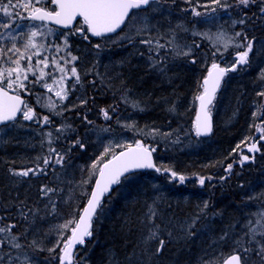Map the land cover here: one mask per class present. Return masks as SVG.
Listing matches in <instances>:
<instances>
[{"label": "trees", "instance_id": "1", "mask_svg": "<svg viewBox=\"0 0 264 264\" xmlns=\"http://www.w3.org/2000/svg\"><path fill=\"white\" fill-rule=\"evenodd\" d=\"M161 2L166 13L153 16L152 5L135 12L116 39L127 32L132 20L141 19L142 24L144 17L150 29L145 37L133 34L130 42L111 46V50L104 47L100 61L94 51L99 42L87 44L76 34L58 31L54 38L41 42L51 49L49 59L57 57L61 63L65 59L72 62L81 82L70 89L60 118H53L51 144L48 141L45 146L43 139L35 138V131H42L22 117L0 131V227L16 225L11 233L22 235L18 242L37 253L35 257L28 254L29 260L59 263L56 252L50 253V257L46 253L61 234L70 235L60 226L72 217L78 218L84 209L98 173L97 170L90 175L94 171L92 164L104 152L106 140L135 132L144 133L139 139L155 148L158 167L190 178L181 184L161 171L160 174L138 173L122 180L104 202L94 224L93 238L84 248L77 249L83 255V264H222L234 249L241 250L239 245L249 244V234L239 228L235 230L234 226L239 221L249 222L264 208V200L260 198L264 191L255 197L249 191L250 185L264 176L260 169L264 171V154L256 158L255 165L242 168L237 164L231 173L226 167L238 163V151L258 133V123L252 121L251 113L256 95V102L260 103L258 93L264 92V88L260 89L264 84V12H261L264 0H256L247 8L238 5L236 0H227L231 6L225 8L226 13L234 21L243 19L244 23L234 29L224 25L230 31L242 32L241 42L244 35L253 40L254 52L250 66L230 74L218 95L213 107L214 132L208 139H198L191 131L198 106L196 97L202 91L206 75V65L201 66L199 54L210 64L214 51L202 43L200 36L193 34L196 24L191 11L195 8L202 12L205 6L215 4L212 0ZM44 7L51 10L54 5L47 3ZM15 40H6L5 50L13 43L16 45ZM147 40L153 43L141 42ZM157 41L164 47L157 48ZM183 46L192 47L198 60L195 57L183 60ZM57 47L62 51L57 52ZM69 52L78 59L71 61ZM234 54L235 51L228 52L224 62L231 64ZM29 87L37 95L40 93L35 84ZM125 97L138 103L143 111L125 103ZM27 99L29 105L30 99ZM34 108L39 115V108ZM101 109L107 110L112 119L106 120ZM64 119L68 123L62 125ZM133 123L132 129L123 126ZM57 128L62 131L57 132ZM100 128L110 132L105 140L97 139L92 133ZM152 130L157 131L153 134ZM77 140L83 148L79 144L73 147ZM50 147L64 155L63 166L55 164L56 154L49 152ZM126 148H118L114 153ZM112 154L100 161L98 167ZM49 156L52 163L45 166L43 158ZM37 165L47 174L41 173ZM27 169L36 170V174L13 175ZM39 174L43 176L40 178ZM200 178L205 179L204 185L199 183ZM47 188L55 191L47 192ZM235 189L240 194L234 193L231 199L222 200L226 191L235 192ZM205 202L207 208H204ZM154 225L158 226L155 230L159 239L165 241L159 255L155 254L159 240H146ZM2 235L9 237L8 233ZM2 251L0 247V255ZM51 259L53 263L48 261ZM6 261L4 256L0 264H8Z\"/></svg>", "mask_w": 264, "mask_h": 264}, {"label": "snow or ice", "instance_id": "2", "mask_svg": "<svg viewBox=\"0 0 264 264\" xmlns=\"http://www.w3.org/2000/svg\"><path fill=\"white\" fill-rule=\"evenodd\" d=\"M212 2L222 8L231 6L227 3V0H223V2L222 0H212ZM255 2L256 0H236L238 5H242L245 8L249 7L250 4ZM47 3L55 5V8L49 10L47 7L42 6L44 4V0H7V2H5V0H0V13H2L3 16V18H0V28L9 29L13 28V25H15L16 29L24 27L20 23H17L14 17H18L20 20L27 19L42 23L51 22L57 25H62L64 28H69L72 26L73 22L79 23L77 20L79 17L82 19L83 23L76 29V31L80 32L85 40H88L89 37L87 33H90L92 36L96 37H103L109 33H115L117 29H120L122 25H125V22L129 19V14L133 9H147L150 5H159L161 0H47ZM17 9H24L27 12V15H22ZM213 11H215V9H213ZM261 12H264V7L261 8ZM192 13L195 16L201 15V13L196 11L195 8L192 9ZM239 23L243 24L244 20H240ZM41 26L42 24L27 25L29 28V35L27 43L25 44V49H39L43 47L42 45L35 43V38L41 34ZM48 31L51 32L52 30L49 29ZM193 34L197 35V33ZM199 35L211 39L214 47L221 45L225 51H227L229 47L244 49L243 51H238L236 53V59L229 67H220L219 64L213 62L207 76L203 78L201 85L203 91L196 97V99L199 101V110L195 120V131L197 136H207L212 131L210 106L213 104V101L216 98V92L220 87V83L229 71L234 72L237 70V65H246L249 63V54L253 51V40H249L246 35H244V40L246 43L238 42V40L233 38H225L224 33H217L214 37H210L208 33H202ZM242 35V32H236L235 38H239ZM0 38H11L12 40L16 39V37L11 32L7 33V36H5V33H0ZM125 38L128 37H120V39ZM141 42L149 45L153 43L152 40ZM65 47H68L67 40H65ZM95 47L99 48L101 45L96 44ZM156 47L162 48L164 45L159 44L157 41ZM197 47H199V45H197ZM3 51L4 49L0 48V53ZM8 51L18 53L19 58L11 60V64L14 65V67H8L0 70V124H5L8 121H16L18 113L22 114V118L24 120L30 121L34 119L36 116L35 110L26 104L21 99L20 95L10 94V91H27V87L24 82L28 80V73L31 72L34 76H36V71L34 69L38 68L40 64H43L44 68L49 67V59L46 56L37 60L36 65L32 66V55L27 56V60L29 62L28 66L22 67L21 60L25 59V52H21L14 43L12 44L11 48L8 49ZM59 51H62V49L57 47V52ZM219 51L220 48L217 47V52ZM182 54L189 56L191 54V50L189 49V51H185ZM33 55L40 56L41 53L40 51H36L33 53ZM68 55L71 56V61L73 62L78 59L76 56H72L71 52H69ZM213 55H216V53L214 52ZM191 62L195 63V60H192ZM67 63L68 61L66 60L65 64ZM52 64L62 75L59 77V79L54 78L52 84L43 83L41 86L44 87L48 92H54L55 96L59 100L63 101L67 99L68 96V91L64 86L65 79L74 77L76 82L80 83V76L78 75L76 67H72L70 69L71 77H69L68 73L65 71V67H62L54 58L52 60ZM45 75L46 73L41 69L39 70V75L36 76V81L30 82L38 83L39 81L43 80ZM262 78H264V73H262ZM53 85H57L58 87L54 89ZM71 87H74V85ZM258 95L264 96V92L258 93ZM123 100L125 103H131L134 109L143 111V108L140 107L138 103L130 102L126 97L123 98ZM86 102L87 101H82V103ZM22 105L23 107H21ZM42 106L46 107L53 114H62L56 112L57 105L52 102L51 99H49L48 102ZM112 110L115 111V108ZM101 112L104 114V118L106 120L112 119L107 110L101 109ZM262 114H264V109H262ZM42 120L45 124H50L52 122L47 115L43 116ZM88 122L91 123V121ZM123 126L125 128L132 129L135 125L133 123ZM67 127L70 128L71 125H68ZM106 130L107 129H105V131ZM56 131L60 132L62 129L57 128ZM152 131L154 134L157 130ZM257 131L260 132L261 135L259 136V139L254 140L247 146L248 153H257L261 151V147L258 145L260 144V141H264V127H258ZM48 135L51 137L52 134L48 133ZM247 139L248 138H246V141ZM49 144H51V140H49ZM77 144L83 148V144H81L79 140L74 142L73 147H75ZM239 147L240 145H237V148ZM110 151L111 146H106L100 158L91 166L94 171L90 175H94L95 171L98 170L99 178L95 181L94 188L88 194L89 199L87 201L86 207L83 209L82 214L78 218L70 219L60 226L62 230L69 231L70 235L65 237L63 234H61L59 239L56 241L55 246L48 249V251L52 253L55 252L57 248H60V252L58 254L59 264H73L75 259V246L84 245L85 238H91L93 235L92 221L93 217L96 215L97 208L101 205V199L103 195L111 190L112 185L120 184L122 182V177L124 180L129 179V176L127 175L128 173H131L136 169L155 168L157 172H167L172 178L178 179L181 184L184 183L185 177L183 175H178L176 172L171 171L168 168L161 169L160 167H156L152 161V152L155 151V148L150 149L140 141H136L134 147L131 144L127 145V151L121 152L119 154L113 153L111 158L108 159L107 162L103 163L102 167H98L100 161L104 160ZM49 152L56 154L55 164L63 166L64 155L58 152L54 147H50ZM254 158V156L242 154L238 162L242 167L245 162L254 160ZM51 163L52 160L50 156L43 158V164L45 166H49ZM232 167V164H228L226 171L231 172ZM37 168L41 173L47 174L44 168H40L39 165H37ZM30 172L36 174V170L27 169L20 172H13V175L27 177ZM207 179L210 180L211 177H208ZM87 182L88 181H84V183ZM199 183L204 185L205 179L200 178ZM44 190L45 189H42V191ZM53 191L55 190L47 188V192ZM207 207L208 205L205 202L204 208ZM152 216H155L154 212L152 213ZM262 219H264V214H262ZM248 223L251 224L252 222L249 221ZM257 223L260 224L261 229H264V223H261V221H257ZM15 226L16 225L11 224L0 227V234L8 233L9 238L7 243L13 248L20 249L22 246L17 242L18 237L11 233V229ZM156 227L158 226H153V229L150 230L146 240H159V244L155 250V254L159 255L164 249L165 241L163 239H159L158 233L155 230ZM248 234V243H254L257 245V247H242V252L244 254H251L255 252V255L260 257L262 264H264V241L256 239L257 234L264 237V230H261L259 233H257L256 228H250ZM221 239H224V237L222 236ZM4 243V239L0 238V247H2ZM237 243L239 244L240 241H237ZM40 250L43 251V249ZM3 259L4 257L0 255V261ZM248 259V255H244L242 259L241 250L234 249L232 254L223 261V264H248ZM9 264H11V258L9 259ZM204 264H207V262H204Z\"/></svg>", "mask_w": 264, "mask_h": 264}, {"label": "rangeland", "instance_id": "3", "mask_svg": "<svg viewBox=\"0 0 264 264\" xmlns=\"http://www.w3.org/2000/svg\"><path fill=\"white\" fill-rule=\"evenodd\" d=\"M5 2H7V0H5ZM161 3L159 4V6L158 5H152V7H151L152 9L151 10H152V15L153 16L156 15V14L166 13L165 11H163V9H162L163 6H162ZM46 4H47V0H44V4L42 6H45ZM204 8H205V10L200 12L201 13L200 16H195L192 13V18L194 19V22H195L194 24H196L194 26L195 27L194 33H197L196 36H200V38L202 39V43L203 44H207L208 46H211V48H213L212 50L216 53V55H212V58L210 60V62H211L210 64H207L204 61V59L202 58V56L204 57V55L199 54L200 55L199 59L201 61V66L203 67V66L206 65L204 69H205V73H207V71L211 68V65H212L213 62H215V63H217L219 65L225 63L224 60L228 59V55H227L228 52L235 51V53H237L238 51H243L244 49H237L235 47H229L228 50L225 51L221 45H217L216 47H214L213 46V42H212L211 39L205 38V37H202L201 35H199V34H202V33H208L210 37H214L217 33H224L225 34V38H233L235 40H238V42H241V37L235 38V34H234V33L239 32V31H237V30H235V31L231 30L230 31L229 27L224 25V24H226L228 26L231 25V26H233V29H234L235 26L237 27V24L238 25L240 24L238 21H234L233 18H231V15L229 13H226V9L225 8H222V7L218 8L217 5L210 6V7H206L205 6ZM213 9H215V11H213ZM17 10L20 11L22 15H27V12L24 9H17ZM184 14L188 15V12H185ZM0 18H3L2 13H0ZM14 19L16 20L17 23H20L24 27H22L20 29H16L15 25H13V28H9V29L0 28V33H5V36H7V33H9V32H11L13 35L14 34L16 35V38H17L15 40L16 47L19 48L21 50V52H25V59L21 60V66L22 67L28 66V63H29L28 60H27V56L28 55H32L31 65L35 66L37 60L42 59L45 56L47 57L48 54H51V49L45 48V44H43L41 42L44 39L54 38L53 35L57 31L51 29L52 31L49 32L48 30L50 28H48L46 26H41V28H40V33L41 34H39L35 38V43H37L38 45H42L43 47L39 48V49H32V48L25 49V44L27 43L28 35H29V28L27 27V25L35 24V23L33 21H30V20H27V19L26 20H20L18 17H14ZM140 20H138L137 18L132 20V22L128 26L129 28H128L127 32H125V34L123 36H120V37H128V38L120 39V37H119V39L115 38L116 40L115 39H110V40L106 41L105 44H106V46H108V48H106V49H108V50L110 49L111 50V48H110L111 46H116L117 44L126 43L128 41L130 42V40H132L133 34L134 35H139L140 37H145L148 34L147 32L150 30L149 27H148V21L146 20V17H144V18H142L143 22L141 24ZM176 36H178V34H176ZM10 39L11 38H0V48L4 49V51L2 53H0V70L8 68V67H14V65L11 64V60H15V59L19 58V54L18 53L9 52L8 50L6 52V50L4 48V47H6V46H4L6 44H3V43H5L6 40H10ZM52 40H54V39H52ZM113 41H115V42H113ZM241 43H246V41L244 40ZM11 46L12 45H10L9 48H11ZM217 47L220 48L219 52H217ZM191 48L192 47H189V46H183L181 48L182 52L189 51V49L191 50V54L189 55V57H184L185 55H182V59L183 60L193 59L194 57H195V60H198V55L195 56L194 50H192ZM91 50H92V53H94L93 49H91ZM36 51H40L41 55L40 56L33 55V53H35ZM94 51H95V55H97V57H98L97 60L100 61L103 58V53L98 48H95ZM96 51H98V52H96ZM253 52H254V47H253V51L249 54L250 57H252ZM93 55L94 54H91V56H93ZM53 58L62 67H65V71L68 73V76L71 77L70 69L73 67L72 62H69L68 66H67V65H65L66 59H65L64 63L63 62L61 63V61H59V58L52 57V59ZM41 69L46 73V75L43 78V80L39 81L38 83L30 82V81H36V76L39 75V70H41ZM34 70L36 71V76H34L31 72H29L28 73V80L24 82L26 87H27V91L16 90L15 93L20 95V96L29 97V99H30L29 106H31L34 110H36L34 107H38L39 108L38 109L39 110V113H38L39 115L36 114L34 119L30 120V123L32 125H34L35 127H38L39 130L42 131V132H40V131L36 130L35 134H34V137L43 139L44 140L43 144L46 146V143H48V141L53 138L52 132H53V127L55 125L53 118L54 117H55V119L58 118V117L60 118L61 114H53L51 111H49L46 107H43L42 105L46 104L48 102V100L51 99V101L54 102L57 105L56 112L57 113H62L61 110L63 109L64 103L66 104L68 96H67V99L61 101L55 96L54 92H48L44 87L41 86L43 83L52 84V81H53L54 78L55 79H59V77L62 75L59 72V70L53 66L51 59H49V67L48 68H44L43 64H40L38 66V68H36ZM98 72H99V70H98ZM74 79H75L74 77H72L70 79L69 78L65 79L64 86L66 87L67 91H68V84ZM31 83L35 84L36 86H38L40 88V93L38 95L34 92V90H30L31 87H29V86H30ZM57 87H58L57 85H53L54 89L57 88ZM262 109H264V96L262 98L261 106L259 108L260 112L258 111V114H260V116L258 118L262 119V121L258 122V124L256 126L257 128L258 127H264V114H262ZM45 115L49 116L50 120L52 121L50 124H45L43 122L42 117L45 116ZM37 121H39V122H37ZM62 121H64L63 123L61 122L62 125L68 123V120L64 119ZM119 123H120V121H119ZM194 123H195V121H194ZM127 132H129V131H127ZM48 133L52 134L51 137H49ZM92 133H94V136L97 139L103 138L102 140H105V137L106 136L108 137L110 135V132L108 130L105 131V128H102V130H101V128L98 129V130L95 129L94 132H92ZM135 133L136 134L133 133V134H130V135L123 134V136H121L120 138H116L115 137L113 139L106 140L107 143H106L105 147L109 146V145L111 146V151L109 152V154H112V153L116 152L118 150V148H125L129 144L135 145L136 141H140L141 142L142 139H139V138L143 137L144 133H142V132H135ZM191 134L194 137H197L196 134H195V127H193V130L191 131ZM259 135H261L260 132L257 133V136H259ZM257 136H255L252 139H256ZM110 137H112V134H111ZM130 139H135V140H133V143H132V141L130 142ZM53 140H54V138H53ZM187 143L191 144L189 142H187ZM261 147H263V146H261ZM45 149L46 148H44V151H45ZM262 151H264V150H261L260 152H258L257 156H259V154L261 155ZM239 158H241V156H239ZM237 164H239V162L236 163V164L234 163L233 167L235 165H237ZM260 169H261V172L264 174V171H262V168H260ZM184 177H185L184 182L187 181L188 178H190L189 176H184ZM262 214H264V210H262L260 208L253 215V217L251 218V222H252V224H251L252 227L251 228H256L257 229V233H259L261 230H264V229H261L260 224L257 223V221H261V223H264V219H262ZM71 219H73V217ZM22 234L26 235V233H22ZM67 234H69V231H68ZM19 235H16L18 237V240L21 239V237H22V235H20L21 237H19ZM0 238L4 239V241H5L4 245L1 247V248H3L2 256L3 257L6 256V260L7 261L5 263L9 264V259L11 258V264H37L38 261H31V260H29L31 258L28 257V254H29V256H34V257L37 256L36 252H34L33 250L28 249L25 245H22L18 241L17 242L20 243L22 247L20 249L13 248V247H11L10 244L7 243V240H8L9 237H6V236L2 235V236H0ZM256 239L264 241V237L260 236L259 234H257ZM236 245H239V244L237 243ZM242 247L256 248L257 245L254 244V243L246 244L244 246L243 245L242 246L239 245V248L241 250H242ZM45 252H46V250H45ZM55 252L57 253L55 258L58 259V254L60 252V248H57ZM46 254H47V257H50V252L49 251H47ZM51 254H53V252ZM80 255H81L80 252L79 253L77 252L75 254V262H73V264H83L84 263L83 262V260H84L83 259V255L82 256H80ZM244 255H248L249 256L248 264H262V262L260 260V257L256 256L255 252H253L251 254H244L242 252V256L243 257H244ZM38 257H39V259H41L40 256H38ZM48 261L53 263L52 259L48 260ZM15 262H17V263H15ZM38 263L41 264L40 262H38ZM54 264H57V263H54Z\"/></svg>", "mask_w": 264, "mask_h": 264}, {"label": "bare ground", "instance_id": "4", "mask_svg": "<svg viewBox=\"0 0 264 264\" xmlns=\"http://www.w3.org/2000/svg\"><path fill=\"white\" fill-rule=\"evenodd\" d=\"M104 47H106L107 48V46H101V47H99L98 49H100V51H102L101 49H103ZM8 49H6V51H7ZM108 50V49H107ZM192 64H194V63H192ZM80 82H81V80H80ZM78 84L79 83H77L76 82V80L74 79V80H72L69 84H68V94H70V89H74L73 87H71V86H73L74 85V87H77L78 86ZM262 88H264V84L261 86V88L260 89H262ZM262 92V91H261ZM260 96V99L262 100V98H263V96H261V95H259ZM257 99H258V97H257V95H256V99L255 100H253V107H254V112H252L251 113V118H252V121H256L257 123L258 122H260V121H262V119H259L258 117L260 116V114H258V111L260 112V110H259V108H260V103H261V101H260V103L259 102H256L257 101ZM256 123V124H257ZM1 129L2 128H0V131H1ZM252 138H254V137H252ZM251 138V139H252ZM249 140L248 141V143L247 144H245L242 148H240V150L238 151V156H241L242 154H243V151L247 148V146L250 144V143H252L253 141V139L252 140ZM254 140H256V139H254ZM261 150H264V143H263V147L261 148ZM264 154V151H262V154L261 155H263ZM256 162H257V159L256 160H254L253 161V165H255L256 164ZM243 168V167H242ZM254 174V173H253ZM255 175V174H254ZM43 176V174H39V177L41 178ZM248 186L250 185V183L249 184H247ZM250 188H251V190H249L250 191V194L253 196V197H255V196H258V195H260V194H257V193H260L262 190L264 191V176H262V177H258V180H256V182L255 183H253V184H251L250 185ZM228 191H226L225 193V195L223 196V198H222V200H229V199H231L232 197H234V195H232V194H237V193H239L236 189H235V192H230V193H227ZM240 194V193H239ZM256 198H258V197H256ZM260 198H262L263 200H264V195H262V197H260ZM262 210H264V208H261ZM218 215H220V214H218ZM249 217H251L250 215H249ZM218 218H220L219 216H218ZM36 221H38V220H36ZM249 221H251V219L249 220ZM228 224V223H227ZM252 224V223H251ZM251 224H249L247 221H239L237 224H236V226H234L235 227V230H237L238 228L239 229H241V231H243V232H247V233H249V229L252 227V225ZM235 225V224H234ZM75 249H78V245H76L75 246Z\"/></svg>", "mask_w": 264, "mask_h": 264}, {"label": "water", "instance_id": "5", "mask_svg": "<svg viewBox=\"0 0 264 264\" xmlns=\"http://www.w3.org/2000/svg\"><path fill=\"white\" fill-rule=\"evenodd\" d=\"M141 9H144V8H141ZM136 9H133L131 12H130V14H129V17L131 16V14L135 11ZM77 20H82L81 18H77ZM37 22H39V21H37ZM126 22H127V20H126ZM126 22H125V24H126ZM44 23H47L48 25H51V26H54V27H56V28H60V29H63V30H71L74 26H75V24H76V22H73V24H72V26L71 27H69V28H64L62 25H57V24H54V23H51V22H44ZM125 25H122L121 26V28L120 29H117V31L115 32V33H109V34H107V35H105V36H103V37H110V36H113V35H115V34H117L123 27H124ZM91 35V34H90ZM91 37L92 38H103V37H96V36H92L91 35ZM223 80V79H222ZM222 82V81H221ZM220 85H221V83H220ZM220 88V87H219ZM219 91V89L217 90V92ZM216 92V93H217ZM22 99V98H21ZM23 100V99H22ZM24 101V100H23ZM25 102V101H24ZM21 107H23V105L21 106ZM20 114L21 113H18L17 114V119L19 118V116H20ZM211 117V116H210ZM16 119V120H17ZM13 122H15V121H8V122H6L5 124H0V127L1 126H5V125H8V124H11V123H13ZM211 124H212V118H211ZM212 132V131H211ZM211 134V133H210ZM209 134V135H210ZM209 135H207V136H209ZM201 137H205V136H201ZM152 161H153V163H154V160H153V157H152ZM155 164V163H154ZM141 171H156L155 170V168H150V169H136V170H134L133 172H131V173H128L127 175H130V174H133V173H136V172H141ZM98 178H99V175H98ZM123 178V177H122ZM113 186L114 185H112L111 186V189L113 188ZM110 192V191H109ZM108 192V193H109ZM108 193H105L104 195H103V197H102V199H101V205H102V202H103V200H104V198H105V196L108 194ZM100 205V206H101ZM100 206L97 208V210H96V214H97V212H98V210H99V208H100ZM96 216V215H95ZM95 216L93 217V220H94V218H95Z\"/></svg>", "mask_w": 264, "mask_h": 264}]
</instances>
